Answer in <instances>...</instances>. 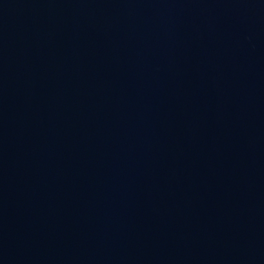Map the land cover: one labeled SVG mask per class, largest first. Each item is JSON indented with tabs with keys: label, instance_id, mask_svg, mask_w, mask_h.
Returning <instances> with one entry per match:
<instances>
[{
	"label": "water",
	"instance_id": "95a60500",
	"mask_svg": "<svg viewBox=\"0 0 264 264\" xmlns=\"http://www.w3.org/2000/svg\"><path fill=\"white\" fill-rule=\"evenodd\" d=\"M0 264H264V0H0Z\"/></svg>",
	"mask_w": 264,
	"mask_h": 264
}]
</instances>
